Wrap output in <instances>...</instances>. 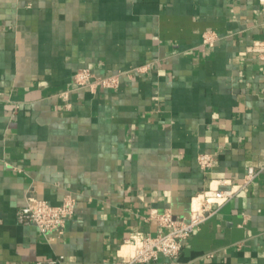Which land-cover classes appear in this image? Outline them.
I'll return each mask as SVG.
<instances>
[{
    "label": "crops",
    "instance_id": "crops-1",
    "mask_svg": "<svg viewBox=\"0 0 264 264\" xmlns=\"http://www.w3.org/2000/svg\"><path fill=\"white\" fill-rule=\"evenodd\" d=\"M262 38L264 0H0V264H120L130 233H156L153 210L187 216L249 166L262 171L177 257L134 264H264ZM80 67L119 84L77 89ZM67 192L61 236L17 221L29 195Z\"/></svg>",
    "mask_w": 264,
    "mask_h": 264
},
{
    "label": "built area",
    "instance_id": "built-area-1",
    "mask_svg": "<svg viewBox=\"0 0 264 264\" xmlns=\"http://www.w3.org/2000/svg\"><path fill=\"white\" fill-rule=\"evenodd\" d=\"M216 35L212 31L201 34V43L213 45ZM251 51L257 53L264 61V38L257 39L249 46ZM147 65L135 67V71L146 70ZM75 88H84L95 92L97 88L112 89L119 84V73L98 75L88 67H80L73 74ZM66 93V92H65ZM62 93L63 96H65ZM212 153L198 154L199 166L206 170L213 162ZM0 163L9 165L1 155ZM15 168V167H13ZM262 171V166H249L239 183H225L227 187L207 188L198 192L191 198L187 216H176L170 210L162 212L153 210L150 218L157 223L156 233L132 232L126 239L127 251L119 255L120 264L148 263L155 260L159 253L175 258L179 255L183 242L210 217L215 215L220 207L230 200L236 193L246 190L249 184ZM76 199L70 192L64 194L59 204H51L46 200L33 195L26 198L25 204L16 212L17 221L24 224H32L37 227L47 241H51L63 234L66 221L74 212ZM45 264H64L62 257H49ZM38 261L37 264H41Z\"/></svg>",
    "mask_w": 264,
    "mask_h": 264
}]
</instances>
